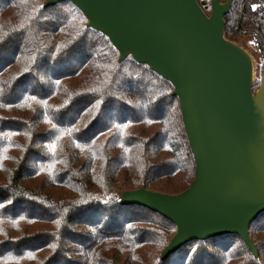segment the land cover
I'll return each instance as SVG.
<instances>
[{"label": "trees", "instance_id": "1", "mask_svg": "<svg viewBox=\"0 0 264 264\" xmlns=\"http://www.w3.org/2000/svg\"><path fill=\"white\" fill-rule=\"evenodd\" d=\"M45 1L0 0V264H264V212L249 226L256 257L223 235L160 258L174 224L119 192L190 185L173 87L118 60L72 3ZM224 20L231 40L257 25L264 59V0H231Z\"/></svg>", "mask_w": 264, "mask_h": 264}, {"label": "water", "instance_id": "2", "mask_svg": "<svg viewBox=\"0 0 264 264\" xmlns=\"http://www.w3.org/2000/svg\"><path fill=\"white\" fill-rule=\"evenodd\" d=\"M68 1L130 56L170 82L194 158L190 185L176 194L143 186L119 192L175 226L165 259L187 242L237 235L253 256L250 224L264 212V63L253 91L251 55L224 35L231 0Z\"/></svg>", "mask_w": 264, "mask_h": 264}, {"label": "rangeland", "instance_id": "3", "mask_svg": "<svg viewBox=\"0 0 264 264\" xmlns=\"http://www.w3.org/2000/svg\"><path fill=\"white\" fill-rule=\"evenodd\" d=\"M209 13L210 11L206 14L209 15ZM256 35H259L260 38H263V32L261 31V29H258L257 25H253L250 20H245L241 23L240 34L236 35L234 40L229 39L244 48L252 57L254 72L252 88H257L259 85L261 68L264 63V59L255 54V49L262 42L257 40Z\"/></svg>", "mask_w": 264, "mask_h": 264}, {"label": "built area", "instance_id": "4", "mask_svg": "<svg viewBox=\"0 0 264 264\" xmlns=\"http://www.w3.org/2000/svg\"><path fill=\"white\" fill-rule=\"evenodd\" d=\"M256 38H257V40L260 41V42L263 40V38H260L259 35H256Z\"/></svg>", "mask_w": 264, "mask_h": 264}, {"label": "snow or ice", "instance_id": "5", "mask_svg": "<svg viewBox=\"0 0 264 264\" xmlns=\"http://www.w3.org/2000/svg\"><path fill=\"white\" fill-rule=\"evenodd\" d=\"M33 99H35V97H33ZM0 207H3V205H0ZM30 255V254H29Z\"/></svg>", "mask_w": 264, "mask_h": 264}]
</instances>
